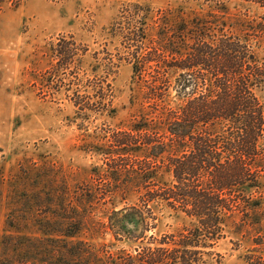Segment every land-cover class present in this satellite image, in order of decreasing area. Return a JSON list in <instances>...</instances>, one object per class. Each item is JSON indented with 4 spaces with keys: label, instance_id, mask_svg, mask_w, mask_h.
<instances>
[{
    "label": "trees",
    "instance_id": "1",
    "mask_svg": "<svg viewBox=\"0 0 264 264\" xmlns=\"http://www.w3.org/2000/svg\"><path fill=\"white\" fill-rule=\"evenodd\" d=\"M125 1L111 25L121 49L101 57L97 52L92 78L84 70L87 48H77L76 59L64 37L60 56L43 75L45 86L53 87V69L60 67L63 85L75 62L77 88L92 92L65 98L85 121L116 111L111 78L118 61L132 64L142 92L139 112L126 127H101L102 142L93 146L116 188L96 194L83 185L69 197L59 236L29 237L1 264H224L218 243L230 225L238 226L237 215L246 219L260 208L264 56L257 44L264 43V19L234 12L232 5L264 8V0H185L201 6L189 20L163 10L155 17L148 0ZM165 167L171 181L158 179ZM162 205L188 222L174 232L149 234L158 227L156 207ZM125 241L135 243L133 251H113ZM11 243L4 240L6 248Z\"/></svg>",
    "mask_w": 264,
    "mask_h": 264
},
{
    "label": "rangeland",
    "instance_id": "2",
    "mask_svg": "<svg viewBox=\"0 0 264 264\" xmlns=\"http://www.w3.org/2000/svg\"><path fill=\"white\" fill-rule=\"evenodd\" d=\"M125 3V0H7L1 3L0 264L6 255L15 252L19 242L29 237H48L50 233L59 236L69 197L73 199V194L83 185L88 184V189L96 194L116 188L112 185L114 180L108 177L105 157L93 146L102 142L101 127H126L139 112L142 92L133 79L132 64L117 60L119 66L111 78L116 111L85 121L65 98L75 91L92 92L88 87L77 88L73 78L78 72L75 62L71 68L73 74L66 76L63 85L60 67L53 69L58 74L53 87L45 86L43 75L55 64L54 58L60 56L59 42L64 37L76 51V59L79 53L76 49L87 48L84 70L92 78L96 53L101 57L107 51L117 53L121 49L111 25ZM145 3L155 17L163 10L172 14L173 19L184 15L189 20L201 11V6L193 1L148 0ZM232 10L248 12L259 21L264 19V8L254 3L237 2ZM259 44L257 50L263 57L264 43L261 47ZM65 83H71L72 89H65ZM259 95L264 101V90H259ZM261 145L264 148V140ZM96 167L104 176H98ZM158 179L171 181L173 175L165 167ZM258 197L259 210L251 212L246 219L242 214L237 215L238 226L230 225L227 237L218 243L217 251L224 255V264H264V179ZM129 200L136 201L137 195L129 196ZM156 211L158 227L149 234L160 236L174 232L188 222L183 214L166 206H157ZM82 233L83 238L94 241L90 232ZM4 240L12 242L8 248ZM105 240L113 241L111 235ZM134 246L130 241L116 242L113 251H133Z\"/></svg>",
    "mask_w": 264,
    "mask_h": 264
}]
</instances>
